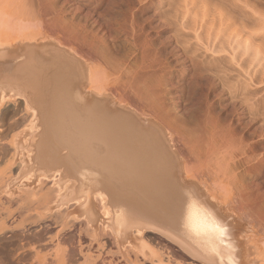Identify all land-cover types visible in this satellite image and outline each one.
<instances>
[{"label":"bare ground","instance_id":"6f19581e","mask_svg":"<svg viewBox=\"0 0 264 264\" xmlns=\"http://www.w3.org/2000/svg\"><path fill=\"white\" fill-rule=\"evenodd\" d=\"M28 1L1 3L37 22L0 31V264H264V197L249 191L240 171L242 160L254 161L250 172L261 176L263 156L249 157L260 142L236 144L235 129H221L212 130L206 151L189 145L191 129L136 97L128 79L93 83L90 64L103 59L95 45L76 30L51 29L46 0ZM177 1L187 10L215 3ZM249 1L218 0L210 20L201 9L207 18L192 27L223 35L207 33L195 50L211 51V64L229 55L236 62L232 69L201 62L195 83L208 93L222 86L234 97L230 114H257L264 133V86H257L264 61L252 67L250 53L259 32L246 30L244 39L235 27L259 22ZM234 70L245 78L231 82ZM193 202L199 211L190 218Z\"/></svg>","mask_w":264,"mask_h":264},{"label":"rangeland","instance_id":"374dc122","mask_svg":"<svg viewBox=\"0 0 264 264\" xmlns=\"http://www.w3.org/2000/svg\"><path fill=\"white\" fill-rule=\"evenodd\" d=\"M19 1L20 0H0V31L5 30L6 32V29H14L21 32L24 31L25 28L27 29V27H34V24L37 22L35 19H26L25 16H18L12 10L5 11V8L2 7L1 4L6 2L8 5L10 3L11 5H19L21 3ZM32 1L35 2V0ZM45 2H47L46 4H48L50 11L49 22L51 29L57 27L67 31L76 30L77 32L74 31L73 35L77 34L75 36H78V39H80L82 42H92V44L95 45L92 46L96 47L94 51L97 50L96 52L102 55L101 57L103 59H100V64H92L94 67L90 64L91 70H94L92 71L93 74H96L97 77L96 78L95 75L92 76L93 79L95 77L93 83L97 82L98 79L100 83L97 82V84L103 86L102 84L106 83L105 85H107L110 80L114 78V76L121 78L119 80L122 82L128 79L127 81H129V83L132 84L131 86L135 88L133 89L135 92L134 94H138L136 97H140L143 100L148 98L147 101L151 103L153 102L152 105L158 107L159 110L162 111L163 108V112L161 113L167 114L169 117L168 119L171 120L173 124L175 123V125H179L181 127L184 126V128L187 130L188 128L191 129L190 132L192 133L187 131V135L190 136L188 138L189 145L191 143V145L193 144L192 146H194V144L196 145L197 143L199 147L197 145L196 146L198 148L204 149L203 151H206V146L208 143L207 141L211 138V132L214 130L222 132V130L226 131L227 129H235L234 132L236 133V139H234V142L237 144L238 142L242 141L246 143L247 146H253L249 144L260 142V145L254 148V152L249 153V157L254 158V156H252L254 154L255 156L259 155L263 156L264 158V133H259L260 130L258 128L262 122L261 120H258L260 119V116H257V114L252 116L255 118V121L250 120L252 118L251 115H253L250 111H247V113H241V115L237 114L232 116L230 114V109L232 107L234 97L231 96L228 91L221 93L222 86L218 87L212 93H208L206 90L198 91L196 89V84L199 81L201 69L206 67V64L208 63L210 64V66L207 65L209 69L211 65L212 68H216V65L220 64L221 62L215 61V63L211 64L212 62L210 61L213 60V53H211V51H207L206 54H204V51H202L204 49L200 48L201 50L198 49L196 51L195 48H199V45L201 46V44L206 40L207 35L210 33H212L210 34V37H213V35L214 37L217 36L220 29L219 27H213V29H205V31L204 29L196 30L197 26H192L195 20L198 19L197 24H199L201 23L199 22L200 19L201 21L206 19L208 13V16H211L208 17V19H212V13L215 11L214 7L220 4L218 0H209L211 3L215 2L216 4H219L213 7L215 3H212L209 5L212 6V8L205 6L207 9L205 12L207 14L202 11L205 9L204 7L203 9H199L200 6L192 7V5H190L192 7L191 10H187L185 8L186 11H184L185 9H182V5H179L180 1L178 2L177 0H46ZM249 2L252 5L255 3L254 8L258 14H256V16H259V22L261 20L263 21V23L262 21L260 22L262 25L257 22L258 24L256 23L252 26L256 28H253L252 30L251 26L249 29H243L239 23V25L235 26H239V30L238 28H236L237 30H230H236L237 32L239 31L237 36H243L244 39L247 36V32L250 33V31H254L255 33L258 31L259 34L261 32L262 35L260 34V36L259 34H256L257 36L254 38L252 47L250 49V53H253L251 57L255 58L254 63L252 64L253 67L258 63V60H261V62L264 61V0H250ZM209 10L210 12H208ZM187 11L191 13L188 14ZM197 12H200V14L203 13V15L205 14L206 17H202L203 15L198 13L197 18H194V14L196 13L197 15ZM214 13L217 14L216 16H218V13ZM257 25L260 26L258 27ZM189 26H191V28H189ZM246 30L248 31L246 32ZM13 31L11 32L13 33ZM221 34L223 35V32L221 33L220 31L219 35L222 36ZM195 35H198L197 38ZM82 37H84V40L86 38L87 39L83 41V39H81ZM182 37L184 38L182 39ZM88 38L92 40H89ZM184 39L189 41L184 43ZM182 46L189 47V50L191 51L193 50V53H195L194 55L191 51L189 53V55L192 56V59L191 57L188 59L187 54L184 52L185 48ZM242 47H244V44H242L240 47V51ZM259 49H262L261 52H259L260 54L258 53L254 55V53H257V50ZM201 53L204 54V57L203 55L200 56ZM227 57L230 59V55ZM246 57H250V55L247 54ZM228 60L226 58L225 61H223V64H221L227 66L226 68H231L232 66L234 67V63L236 61L231 62ZM201 62H203L205 66L202 67L203 63ZM231 73L232 76L235 77H232L231 79V82L234 80L233 83L237 82V78H245V74L239 73L238 70H234V72ZM126 74L127 76H125ZM93 83L91 84L90 82L89 87L93 85V90H95V92L103 89L100 86L97 88V86H95L97 84L94 85ZM261 85L264 86V83L258 84L257 86ZM95 87L98 89V91H96ZM252 88L254 87L252 86ZM98 93H100V91ZM174 118L177 119L175 120ZM184 120L187 121L188 125L186 122H183ZM243 159H247L246 161L249 162L248 157H243ZM242 161L244 162V160ZM243 162L241 164L242 166H240V171L244 177V181L247 182L250 187L249 191L252 194L255 192L253 195H263L259 196V198H263L264 170H262L261 176L259 177L252 175L250 172V166L254 164V161L249 163ZM246 164L248 167H245L247 166ZM263 200L264 198L262 201ZM96 254H98L97 251L93 252V256H96Z\"/></svg>","mask_w":264,"mask_h":264},{"label":"snow or ice","instance_id":"6c2138e0","mask_svg":"<svg viewBox=\"0 0 264 264\" xmlns=\"http://www.w3.org/2000/svg\"><path fill=\"white\" fill-rule=\"evenodd\" d=\"M198 211H199V208H198V206L195 204V202H193L192 204L189 205V216H190V218H191V216H192L194 213H196V212H198ZM214 227H215L216 231L219 233V235H220L221 237H223V236L225 235L226 230L223 229L221 226H219L218 224H216V225H214Z\"/></svg>","mask_w":264,"mask_h":264}]
</instances>
